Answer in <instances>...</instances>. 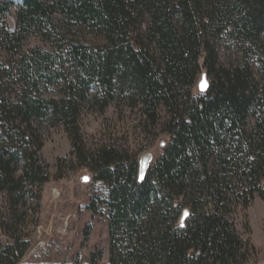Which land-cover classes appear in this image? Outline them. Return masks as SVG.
<instances>
[{"label": "trees", "instance_id": "trees-1", "mask_svg": "<svg viewBox=\"0 0 264 264\" xmlns=\"http://www.w3.org/2000/svg\"><path fill=\"white\" fill-rule=\"evenodd\" d=\"M111 105L169 136L143 179L138 154L85 141L82 112ZM41 125L105 186L89 208L108 211L106 264H247L236 217L264 201V0H0V264H31L19 209L51 182Z\"/></svg>", "mask_w": 264, "mask_h": 264}, {"label": "rangeland", "instance_id": "rangeland-1", "mask_svg": "<svg viewBox=\"0 0 264 264\" xmlns=\"http://www.w3.org/2000/svg\"><path fill=\"white\" fill-rule=\"evenodd\" d=\"M15 14L13 8L12 16L6 18L10 30L16 28ZM36 46L48 48L39 39H31L28 47ZM232 59L231 52L220 47L221 65L228 66ZM253 67L256 71V65ZM202 75L198 78L195 94L200 93L198 86ZM207 80L210 84L211 79L207 77ZM80 127L88 147L115 145L128 149L138 154L139 165L145 156H150L153 162L169 141L163 126L154 131L143 124V118L136 110L119 111L113 105L104 113L85 109L80 117ZM37 129L44 142L41 155L49 167L51 182L43 187L40 202H27L19 209L23 217L19 229L30 241V248L45 245L48 256L28 263L88 264L94 254L99 255V264L108 263V211L98 205L95 214L89 208L98 197L104 196L105 186L94 183L92 172L71 158V143L62 127L41 125ZM154 134L158 136L154 138ZM84 179L88 180L85 182ZM9 211L6 196L0 194V213L7 215ZM236 225L250 246L247 264H264V201L256 198L246 213L238 214ZM0 242L11 241L0 233Z\"/></svg>", "mask_w": 264, "mask_h": 264}, {"label": "built area", "instance_id": "built-area-1", "mask_svg": "<svg viewBox=\"0 0 264 264\" xmlns=\"http://www.w3.org/2000/svg\"><path fill=\"white\" fill-rule=\"evenodd\" d=\"M47 256L48 255H47V250H46L45 245L37 244L33 246L32 248H29L24 258L22 259V262L28 263L35 258L43 259V258H47Z\"/></svg>", "mask_w": 264, "mask_h": 264}, {"label": "water", "instance_id": "water-1", "mask_svg": "<svg viewBox=\"0 0 264 264\" xmlns=\"http://www.w3.org/2000/svg\"><path fill=\"white\" fill-rule=\"evenodd\" d=\"M202 80H203V81H206V83H207V88H206L204 91H201V89H200V83H201V82H200V83H199V86H198V89H199V92H200V93H206L207 90H208V88H209V82H208V80H207V75H206V74H203V75H202ZM145 157H147V156H145ZM151 162H152V158H151V157H150L149 162H147V164H145L144 166H143V165L141 164V162H140V169H139V176H140V179H143V178L145 177L146 172H147L149 166L151 165ZM87 180H88V179H84L85 182H86ZM187 216H188V213L185 212L182 221H183Z\"/></svg>", "mask_w": 264, "mask_h": 264}, {"label": "bare ground", "instance_id": "bare-ground-1", "mask_svg": "<svg viewBox=\"0 0 264 264\" xmlns=\"http://www.w3.org/2000/svg\"><path fill=\"white\" fill-rule=\"evenodd\" d=\"M149 160H150V156L143 157L141 159V164L144 166L145 164H147V162H149Z\"/></svg>", "mask_w": 264, "mask_h": 264}, {"label": "snow or ice", "instance_id": "snow-or-ice-1", "mask_svg": "<svg viewBox=\"0 0 264 264\" xmlns=\"http://www.w3.org/2000/svg\"><path fill=\"white\" fill-rule=\"evenodd\" d=\"M206 88H207V83H206V81L202 80L201 83H200L201 91H204Z\"/></svg>", "mask_w": 264, "mask_h": 264}]
</instances>
